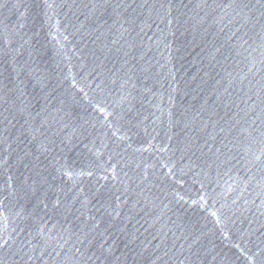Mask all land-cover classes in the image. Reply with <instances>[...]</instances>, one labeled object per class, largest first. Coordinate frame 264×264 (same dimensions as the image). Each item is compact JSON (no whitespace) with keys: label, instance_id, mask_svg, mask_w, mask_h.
I'll use <instances>...</instances> for the list:
<instances>
[{"label":"water","instance_id":"95a60500","mask_svg":"<svg viewBox=\"0 0 264 264\" xmlns=\"http://www.w3.org/2000/svg\"><path fill=\"white\" fill-rule=\"evenodd\" d=\"M0 233L34 264H264V0H0Z\"/></svg>","mask_w":264,"mask_h":264}]
</instances>
